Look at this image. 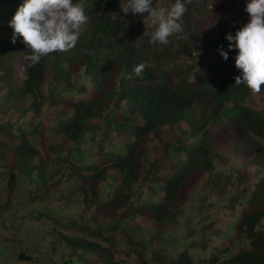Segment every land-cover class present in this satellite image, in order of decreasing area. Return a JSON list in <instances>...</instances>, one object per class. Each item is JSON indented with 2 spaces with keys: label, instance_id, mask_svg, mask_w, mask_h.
<instances>
[{
  "label": "trees",
  "instance_id": "1",
  "mask_svg": "<svg viewBox=\"0 0 264 264\" xmlns=\"http://www.w3.org/2000/svg\"><path fill=\"white\" fill-rule=\"evenodd\" d=\"M23 2L0 0V194L7 189L0 225L9 229L8 242L23 243V217L59 223L44 209L53 192L80 205L79 216L67 220L69 229L107 244L42 234L53 254L67 251L66 258L58 255L62 264L73 256L86 264H124L113 259L117 235L119 245L138 248L137 264H264V108L252 102L264 86L253 94L235 85L236 50L225 39L248 22L247 0H192L184 32L166 46L150 43L143 16H125L122 0H73L88 16L76 46L34 67H27L22 38L11 42L9 21ZM163 2L173 0L154 6ZM137 38L139 48L132 45ZM179 59L183 71L168 72ZM140 63L146 68L137 76ZM232 157L237 164L230 167ZM57 172L63 182L52 181ZM102 186L109 190L105 198ZM187 204L201 224L177 222ZM210 204L228 212L225 224L210 217ZM236 220L232 237L222 233ZM145 233L149 243L141 238ZM207 237L230 243L208 251ZM241 237L247 246L234 247ZM36 238L29 233L30 244ZM191 249L209 253L198 260ZM157 250L169 252L165 261L155 258ZM26 252L17 259L30 263Z\"/></svg>",
  "mask_w": 264,
  "mask_h": 264
},
{
  "label": "clouds",
  "instance_id": "2",
  "mask_svg": "<svg viewBox=\"0 0 264 264\" xmlns=\"http://www.w3.org/2000/svg\"><path fill=\"white\" fill-rule=\"evenodd\" d=\"M155 3L156 0H125L120 10L125 16L147 13L144 35H150V43L166 46L170 37L184 32V16L192 0H173L170 6L159 7ZM244 11L248 22L234 35L226 34L225 39L229 50H236L235 67L240 75L235 77V85L243 84L258 94L264 86V0H247ZM87 21L84 6L73 0H24L9 21L13 29L11 42L22 38L29 49L24 57L27 67H34L49 54L73 49ZM138 41L139 38L132 44L136 48L140 47ZM220 55L227 60V52L221 50ZM145 68L146 64L140 63L133 71L139 76Z\"/></svg>",
  "mask_w": 264,
  "mask_h": 264
},
{
  "label": "rangeland",
  "instance_id": "3",
  "mask_svg": "<svg viewBox=\"0 0 264 264\" xmlns=\"http://www.w3.org/2000/svg\"><path fill=\"white\" fill-rule=\"evenodd\" d=\"M125 2V0H122V5ZM171 3H167V2H163L162 4H160L159 6H170ZM157 6V7H159ZM147 15L143 16L141 18V24H142V28H143V34L145 32V25H144V17H146ZM147 22V21H145ZM170 40V39H169ZM171 41V40H170ZM175 45V44H173ZM185 62L182 59L179 60H175L174 64L169 67L166 68L168 72L179 75L180 72L183 71V69L185 68ZM205 80H207V77L205 76ZM253 104L255 103L256 106H259L260 108H264V94L259 96L258 98H254L252 100ZM197 113V108L194 107L192 109H190L189 111L186 112V116L191 117V119H193V116H195V114ZM183 124V123H182ZM184 126V125H183ZM111 134H113V132H111ZM96 138H98V134H94V137H92V140L95 142ZM264 145V143H263ZM94 146V145H93ZM224 149H226L225 152H228V147H225ZM39 152L41 153L40 148H38ZM89 150V149H88ZM88 150H84L82 154H88L90 155L87 151ZM79 157H83V155L79 156ZM235 158V157H234ZM233 157L228 161V165L230 167H232L233 165H236L237 162ZM80 158H77V161ZM66 171H64L65 173ZM64 173H60L57 172L54 177L52 178V181L55 180H61V182H63V176ZM244 174V173H243ZM243 176V175H242ZM50 181V182H52ZM51 184V183H50ZM106 188L110 187L108 184L105 185ZM104 186H102L100 188V196H104V198L106 197L107 193H109V190H107ZM67 190V188H65L64 185H59L58 187V191H61L62 193H64V195L66 197H68L69 195H67V193H65ZM231 191H226V194H229ZM235 192V191H234ZM56 193L52 192L51 195V199L49 200L48 205L44 208L47 212L51 211V216L59 219V223H52L50 221H47L43 215H40V218H35V215L33 216V218H29V216H27L28 218L23 217L24 223H23V230H26L24 232V237L22 236L20 239H22V244H19L17 239L14 241L15 242H11L9 243L8 240L11 238L8 231L9 229L4 228L3 226L0 225V264H62L59 258V254H61V256H64V258L67 257V251L63 250V251H57L58 255L53 254L51 252V249L48 248V246L46 245V241L44 239V241H42L41 238L42 234L48 233V231L52 230V232H54L55 234L59 235V236H75V237H79V238H85L88 241H92V242H96L98 243L100 246L105 247L107 244L106 242L98 239V238H89L86 236V233L82 230V229H77V230H72L69 229L67 227V220L73 218L76 219L79 216V213H81L80 211V205L76 202H74L75 204H72L71 201L65 202V200L63 199H57V196H55ZM6 196H7V189H3L1 194H0V207H2L5 203H6ZM192 202V200H191ZM213 202V201H212ZM215 202V201H214ZM216 203H219L218 201H216ZM22 204L24 205V208L27 207V203L25 202H21L19 203L18 207L20 209V213L22 212ZM7 209V208H6ZM5 209V210H6ZM29 209V208H28ZM208 213L212 214L210 215L211 218L214 219L215 218H219L220 219V223L221 224H225V220L227 218V211L220 209L219 206H213V205H209V207L206 208ZM183 212L181 214H179L177 216V222L180 220L183 222V224H188L189 222H191L192 224L190 225L191 227L196 223H202V218H197L195 217V212L194 210H192V206H189V204H187L186 206L183 207ZM79 211V212H78ZM87 212H83L81 215L86 216ZM22 217V216H21ZM18 221V220H17ZM43 222L48 223V225L50 227H52V229H47L42 227ZM203 222L206 225H209L210 220L208 218H203ZM236 224L237 220L235 222L230 221L229 226L226 229H224L225 231H221L222 233L227 232L228 235L230 237L233 236V227H231V224ZM139 224H142L141 220L139 221ZM143 227L147 228L148 226H144ZM177 229V228H176ZM262 231H264V228H260ZM180 230V229H179ZM174 231V230H173ZM170 231V232H173ZM29 233H32L36 238L35 243L30 244L29 242ZM149 233H145L141 236V238L144 239V241L146 243H149V241H146L147 237H148ZM174 234V232L172 233ZM186 235V234H185ZM185 235L182 238H185ZM224 235V234H223ZM195 237V236H194ZM116 243L115 244V248L113 250V259L114 260H122L124 262V264H137L136 262V256L135 253L138 250V248L134 247H130V246H124V245H119L118 241H120V235H117L116 237ZM208 238V237H207ZM178 239V238H177ZM230 238H226L223 237L222 240L217 243L214 244V239H210L208 238V242H209V246H208V251L211 248H221L224 244L225 245H229L230 243ZM213 240V241H212ZM181 240H176L174 242V245H178L179 242ZM155 244L157 241H154ZM120 243V242H119ZM171 242H169L168 246L170 245ZM234 247L236 248H245L247 246L246 241L241 237L238 240H235V242L233 243ZM233 245L230 247L234 248ZM29 246V247H28ZM155 248L158 247V245L153 246ZM176 248V247H175ZM25 251H30V256H31V262H23V261H19L17 258V255L20 252H25ZM207 250L204 252H198V250H193L191 249V252L193 256H195L198 260L203 258V257H207V254L209 253ZM26 252V253H27ZM157 250V253L155 254V258H161L163 259V261H165V259L163 258V256L168 255V251H163V252H159ZM211 252V251H210ZM195 253V255H194ZM148 258V256L146 257ZM68 259L70 260L69 264H86L83 261L81 262L80 259H78L77 257L73 256V257H68ZM201 260H205V259H201ZM98 264V263H96ZM204 264V263H202Z\"/></svg>",
  "mask_w": 264,
  "mask_h": 264
}]
</instances>
